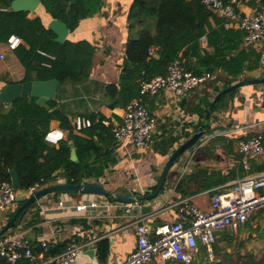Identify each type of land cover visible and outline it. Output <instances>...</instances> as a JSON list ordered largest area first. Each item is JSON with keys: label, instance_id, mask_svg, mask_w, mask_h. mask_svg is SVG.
Masks as SVG:
<instances>
[{"label": "crops", "instance_id": "0c3cea01", "mask_svg": "<svg viewBox=\"0 0 264 264\" xmlns=\"http://www.w3.org/2000/svg\"><path fill=\"white\" fill-rule=\"evenodd\" d=\"M134 1L103 0L101 9L95 15L82 19L74 31H69L65 39L87 40L96 49L90 75L85 82L74 84L58 81L56 86L53 100L56 102V107L67 116L73 129V122L80 115L89 118L92 116L99 118L103 115L105 118L102 122L106 126H112V130L115 124L122 121L125 107L110 106L108 86L111 83H118L126 60L128 40L136 36L144 27L140 24L136 28H131L129 13ZM256 5H264V0H252L242 4L239 11L243 15H249ZM26 12L30 17L40 16L48 28L56 19L42 4L36 10ZM226 27L241 29L235 23H230ZM151 28L154 31L153 26ZM55 35L57 37L56 33ZM201 43L204 47L206 46L205 40ZM242 47H245L247 51L254 50L256 53H262L264 50L263 44L248 46L246 41ZM156 52L157 50L151 56H154ZM249 73L254 77L264 76V66L261 64L259 69ZM222 76L218 73L212 74L206 83L183 96L175 95L169 90H161L156 95H143L155 120L153 144L147 149H140L129 141L110 145L107 138L100 140L98 136H94L93 139L99 141L101 148L93 152L89 159L90 165L87 171L92 177L85 180L98 177L105 187L112 191L125 189L144 194L155 191L168 159L176 148L188 140L201 126L216 94L233 83L246 79L241 76L231 84H227L230 77ZM24 77L25 68L16 56L14 48L9 46V40L0 42V93L9 84L32 81H23ZM36 98L39 99V97ZM52 129L62 131L64 135L65 129L61 120H52L50 130ZM75 132L84 134L83 130H75ZM255 133L264 134V83L242 86L224 99L221 108L212 115L206 133L172 166L165 188L157 198L142 201L138 204L139 208L135 209L136 205L109 201L104 196L98 195V201L102 204L109 202L112 207L106 213L104 212V216L99 215L98 211H92L85 216V213L76 212L72 207L82 199L84 194L68 196L61 192L50 193L33 203L21 217L19 214L17 219L20 220L17 221V226L12 227L2 237L23 233L35 243L49 241L50 246L66 244L67 248L75 237L78 242L87 246L74 264H91L95 257L100 260L96 243L101 238H109L110 251L102 263L121 264L137 245L136 224L138 222H146L153 232L157 226L172 224L178 219L179 209L176 203L180 200L191 198L195 205L207 210L210 208L213 193L231 190L236 181L245 175L264 172V156L251 159L249 170L241 171L237 165L242 159L239 152L240 139ZM188 163L190 165L186 168ZM198 168L206 170L208 176L215 177L211 180L212 185L194 195L181 197L175 191L176 183L184 175ZM232 171L235 174L233 179L218 183L219 178L230 175ZM200 180L202 181V178ZM59 182H66V180L60 176L53 183ZM44 186L46 185H42ZM17 194L18 198L14 205L0 209V229L14 217L12 214L17 212L21 199L29 196L27 191L19 189ZM64 198H70L71 203L66 209H59L58 204ZM150 204H153L152 212L144 215L141 207ZM262 210H258L254 215H259ZM93 212L94 216H91ZM248 221L237 231L240 235L246 233V239H248ZM255 221L256 228L257 223L263 222V219L256 218ZM222 231L218 232L217 238ZM237 232L233 234L238 235ZM260 235L264 237V234ZM214 255L215 253L213 257ZM32 262L44 264L46 259L37 257ZM148 264L157 263L152 260ZM168 264H178V261L176 263L169 261Z\"/></svg>", "mask_w": 264, "mask_h": 264}, {"label": "trees", "instance_id": "16d2710c", "mask_svg": "<svg viewBox=\"0 0 264 264\" xmlns=\"http://www.w3.org/2000/svg\"><path fill=\"white\" fill-rule=\"evenodd\" d=\"M13 1L0 0V42H7L13 34L23 40L14 48L25 68L23 81L57 79L59 82L74 84L85 82L92 68L95 46L87 40L57 41L55 33L46 27L40 16L30 17L26 11L13 9ZM41 3L54 18L63 21L74 31L82 19L95 15L101 9L103 0H41ZM129 19L131 28L140 24L144 27L128 40L126 60L118 83L108 86L111 107H126L140 95L143 79L165 75L168 65L175 59H181L186 69L194 74L210 72L222 74L224 78L230 77L227 84L241 76L246 79L254 78L249 72L261 67V53L251 49L247 51L242 47L246 32L226 27L227 19L200 0H135ZM204 40L205 47L201 43ZM151 46L159 47L154 56L149 52ZM43 53L51 54L54 58ZM231 93L233 92L220 98L213 114ZM104 118L103 115L99 118L92 116V125L83 129L84 134L80 135L71 127L67 116L56 107L53 99L40 103L34 96H20L11 104L0 101V179L12 182L10 171L15 168L20 182L19 190L28 191L37 183L53 184L60 176L69 183L91 178L92 175L87 171L89 159L93 152L101 148L99 141L93 137L98 136L100 140L105 137L110 145L117 142L112 126H106L102 122ZM52 120H61L65 129L57 145L46 139ZM258 134L246 135L240 140H247ZM72 143L77 150L78 162L71 158ZM237 165L239 170L245 169L242 159ZM234 177L232 171L230 175L217 181L224 182ZM214 179L215 177L207 175L206 170L198 168L184 175L176 183L175 191L181 197L191 196L211 186V180ZM26 198L21 199L20 204ZM14 214L15 212L12 216ZM22 215L23 212L19 217ZM250 221L248 228L252 226ZM16 226L15 224L13 228ZM234 237L237 235L224 230L217 238L214 253L218 256L223 252L222 262L227 263L233 258L227 249L235 247L231 241ZM226 239L229 242L222 251L218 243ZM244 242L241 240V245L244 246ZM96 247L99 259L101 262L105 261L110 251L109 238L98 240ZM66 248V244L51 245L46 256H55ZM209 259L212 260L207 247L199 243L196 258L191 263L178 261V264H200ZM238 260L240 264H264V255L258 256L247 251L238 255ZM0 264L12 263L0 257ZM15 264L36 262L23 259Z\"/></svg>", "mask_w": 264, "mask_h": 264}, {"label": "built area", "instance_id": "2783aa9c", "mask_svg": "<svg viewBox=\"0 0 264 264\" xmlns=\"http://www.w3.org/2000/svg\"><path fill=\"white\" fill-rule=\"evenodd\" d=\"M214 12L224 16L225 25L235 23L246 32L245 41L248 46L263 44L264 46V5H256L249 15L239 11L240 6L252 0H200ZM22 39L17 35L9 38V46L17 47ZM159 47L151 46L150 55ZM53 59L51 54L43 53ZM261 64L264 66V50L261 53ZM49 65V63H45ZM212 73L194 74L188 71L181 59H175L167 68L165 75H158L141 81L140 96L134 98L125 107L122 121L115 124L113 133L117 142L129 141L140 149L149 148L154 142L155 120L147 107L144 96L156 95L161 90H169L175 95L183 96L192 89L206 83ZM91 118L77 116L73 122L74 129L81 131L92 125ZM63 137V132L52 129L46 139L57 144ZM244 168L249 170L250 160L264 156L263 135L258 134L239 143ZM190 164L186 166V168ZM39 183L27 192L32 194L40 189ZM68 196H71L65 193ZM96 194H84L82 199L73 205V210L88 216L92 211H98L104 216L112 204H102ZM17 189L10 180L0 179V209H6L17 201ZM70 198H64L58 204L59 209H66L71 203ZM179 209L178 219L172 224L157 226L154 231L142 221L136 224L137 245L121 264H148L154 260L157 264H168L169 261L191 263L199 252V243L207 247L209 256L213 258L214 245L219 231L237 232L253 215L264 209V172L248 174L236 181L229 191L216 192L212 195L210 208H199L191 198H185L176 203ZM105 212V213H104ZM91 216H94V212ZM87 244L72 238L67 250L51 257L46 256L50 247L49 241L33 242L23 233H16L0 239V257L15 264L23 259L35 260L37 257L46 259L44 264H71ZM97 264H104L99 262Z\"/></svg>", "mask_w": 264, "mask_h": 264}, {"label": "water", "instance_id": "95a60500", "mask_svg": "<svg viewBox=\"0 0 264 264\" xmlns=\"http://www.w3.org/2000/svg\"><path fill=\"white\" fill-rule=\"evenodd\" d=\"M41 0H14L12 2V8L15 10H23V11H34L41 5ZM49 27L57 34L56 39L58 41H65L67 38V35L69 34L70 29L61 20L54 19ZM264 83V76H256L251 79H245L240 80L232 85L224 88L223 90L219 91L216 96L214 97L210 107L208 108L205 118L203 120L202 125L194 132V134L186 140L184 143H182L176 150L172 153L170 158L168 159L161 179L155 189L150 194H144L140 192H136L133 190H125V189H119V190H109L105 187V185L102 183V181L98 177H94L90 180H80L76 183H69V182H59V183H53L46 185L32 194H30L27 199L20 205L17 212L15 213L14 217L11 218L5 225L0 229V237H2L6 232H8L16 223L19 214L21 212L26 213L27 210L40 198L46 196L50 193L55 192H61V193H67L69 195H76V194H96L104 196L109 201H114L118 203L123 204H131L136 205L135 209H138L142 201H149L152 199L157 198L161 192L164 190L166 185L167 176L169 174L170 169L172 166L180 159V157L189 149H191L193 146L197 144L199 139L206 133L207 128L206 126L209 123L210 118L212 117L213 110L215 109L217 103L219 102L220 98L229 92H235L238 88L245 86V85H251V84H263ZM58 84L57 79H48V80H32V81H26L22 83H14L7 85L2 92L0 93V101H3L5 103L11 104L16 98H18L21 95H31L34 97H39V102H46L50 99L55 98L56 93V86ZM72 155L71 158L74 161H79L77 150L74 144L72 143ZM12 177V183L15 186V188L19 189L20 182L19 178L16 172V169H12L11 172ZM142 213L149 214L153 210V204H150L148 206H142L141 207ZM133 209V210H135ZM153 224V223H151ZM95 250V248L93 249ZM83 251H80L79 254L76 256V259L73 263L74 264L78 261L80 256L83 254ZM100 260H98L97 257H95L91 264H97Z\"/></svg>", "mask_w": 264, "mask_h": 264}, {"label": "rangeland", "instance_id": "374dc122", "mask_svg": "<svg viewBox=\"0 0 264 264\" xmlns=\"http://www.w3.org/2000/svg\"><path fill=\"white\" fill-rule=\"evenodd\" d=\"M255 217L258 218V220L263 219V222L257 223L258 225L256 228L254 227L256 222ZM250 223L252 226L248 228V239H246L247 238V236L245 235L246 233L240 235V233L237 232L238 233L237 237H234L231 240L232 245L235 246L227 249L233 255V258L231 260L227 261V263L222 262V258L224 257V255L223 252H220L218 256L214 255L213 259L211 258L212 260L209 259L208 261L201 262L200 264H240L238 260V255H243L247 251H252L258 256L264 255V237L260 235L261 233L264 234V213H262L261 215L260 214L256 216L254 215ZM254 233L256 235H254ZM241 240L245 241L244 246L241 245ZM228 242L229 240L227 239L219 241L218 246L222 249V251L225 250Z\"/></svg>", "mask_w": 264, "mask_h": 264}]
</instances>
